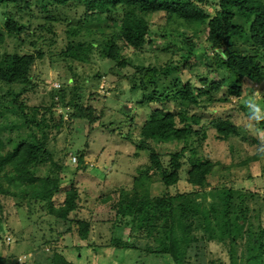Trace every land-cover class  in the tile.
Segmentation results:
<instances>
[{
    "label": "trees",
    "instance_id": "obj_1",
    "mask_svg": "<svg viewBox=\"0 0 264 264\" xmlns=\"http://www.w3.org/2000/svg\"><path fill=\"white\" fill-rule=\"evenodd\" d=\"M10 6L16 11H9ZM0 10L5 30L0 33V43L5 35H12L32 48L0 56V264H6L5 250L12 242L10 235L3 237L6 214L2 199H14L18 208H27L33 229L27 237L38 246L35 248L49 246V264H75L56 245L68 234L75 232L87 249L102 246L89 240L91 220L76 216L79 190L74 182L62 186L59 173L65 150L57 152L53 145L55 136L65 137L75 118L94 124L100 111L82 104L79 82L72 83L69 92L59 89L56 93L71 108L67 122L54 112V99L28 105L26 94L38 87L33 66L45 56L51 61L82 64L98 54L123 69L130 58L120 51L151 45L152 24L161 19L164 32H179L176 36L163 34L165 44L157 51L165 60L134 66L126 75L129 89L141 92L137 104L147 105L151 111L135 129L132 108L123 106L125 120L118 125L133 136L134 155L147 152L148 164L135 176V182H143L102 199L110 216L101 219L110 222L111 230L103 245L127 248L131 255L133 251L154 253L162 264H193L192 257L200 264L205 255L202 244L213 240L226 247L230 264H263L264 194L235 189L229 185L231 181L201 194L217 163L200 155L206 130L212 128L220 141L238 136L233 115L204 120L191 113V108L199 111L230 97L239 99L245 81H263L264 0H0ZM24 15L28 16L25 22ZM60 25L66 42L56 51L52 46ZM193 69L197 70L198 87L188 77ZM261 98L264 105V87ZM7 105L17 121L10 127L8 120H2ZM263 121L260 119L261 124ZM76 155L82 164L84 152ZM186 164L193 194L150 197L151 184L175 185ZM42 167H46L44 173H40ZM203 197L208 200L201 204L198 200ZM124 228H128V239H123ZM18 258L26 263L25 255Z\"/></svg>",
    "mask_w": 264,
    "mask_h": 264
},
{
    "label": "rangeland",
    "instance_id": "obj_2",
    "mask_svg": "<svg viewBox=\"0 0 264 264\" xmlns=\"http://www.w3.org/2000/svg\"><path fill=\"white\" fill-rule=\"evenodd\" d=\"M8 10L15 12L16 8L10 6ZM27 19V15L22 16L24 22ZM3 23L2 10H0V33L5 32ZM33 24H36V20ZM61 28V25L57 27L58 35L52 46V49L56 51L66 42ZM152 29L151 45H145L140 50L133 51L124 48L120 51L121 54L130 58V64L123 69L116 68L113 62L100 58L98 54L92 57L91 62L82 64L75 61L66 63L57 59L51 61L45 56L41 61L38 60L32 68L38 80V87L36 91L26 94L25 100L28 105L48 104L54 99V112L67 122L71 108L68 105L64 106L56 93L59 89L69 92L72 83L79 82L83 87L80 92L82 104L91 105L100 111V116L94 124L88 125L85 119L75 118L66 129L65 137L64 135L55 136L56 139L53 142L57 152H60L61 148L65 150V156L63 155L64 158H62L63 168L59 173L62 186L74 182L79 190L80 203L76 216L91 220L89 240L102 245L99 248L92 246L87 249L84 246L85 243L78 239L75 232L66 235L56 245L67 259L75 264H162L160 256L154 253V255H146L133 251L131 255L127 248L103 245V243H108L111 230L110 222H104L101 219L110 216L102 199L118 189L131 190L134 183L143 182L140 179L135 182V176L148 164L147 152L141 150L138 155H134L135 143L131 140L133 136L125 134V129L122 132L118 125L125 120L122 114L123 106L132 108L135 129L139 128L151 111V107L137 104L136 100L140 98L141 92L129 89L130 84L126 75L133 72L134 66L162 63L165 60L164 54L159 53L157 49H161L165 44L166 39L163 38V34L176 36L179 33L171 30L164 32L162 19L155 21ZM25 43L21 44L12 35H5L0 43V56L5 52H27L28 49L30 51L32 48L26 46ZM196 71L193 69L188 73V77L198 87L199 83L194 77ZM96 73L100 76L95 77ZM243 87L244 91L239 99L230 97L223 103L215 102L199 111L191 108V113L201 116L204 120L219 114L222 116L232 114L239 133L238 136L228 141H220L215 138L212 128L206 130L207 138L201 145L200 155L217 163L207 175L208 184L203 188L202 196L204 190L220 188L228 181H231L229 185L235 189L264 194V121L261 124L260 120L251 119L252 113L248 106L251 102L259 106L261 110L263 109L261 97L264 79L261 83L245 81ZM10 108L11 106L7 105L3 110L2 120L9 121L6 124L7 127L17 122ZM212 108L215 110L212 111ZM109 122L113 123L108 124ZM77 151L84 152L82 164L78 163ZM258 152H262L259 158L256 157ZM71 157H75L76 161H72ZM45 169L46 167H42L40 173H44ZM188 169L189 165L186 164L180 171L179 181L173 186L166 188L158 181L151 184L150 197H160L164 193L193 194L194 188L187 182ZM61 198L60 195L56 200L59 201ZM207 200L208 197H203L198 201L204 204ZM2 203L6 214L2 224L3 233H5L3 237L8 235L12 237L9 248L5 250L6 264H21L18 258L20 255L26 256L25 264H49L46 260L51 254V251L47 250L49 246L41 245L40 248H35L38 246L32 243L30 233L33 229L27 218V208H18L14 199H2ZM261 219L264 223L263 214ZM128 232V228L123 229V239H128L126 238ZM28 234H30L29 237H27ZM198 235L203 236L201 232ZM205 241L203 240L205 243L202 244L205 255L200 264H230L226 247L222 243L213 240ZM41 250L42 255H39ZM190 262L198 264L195 257L190 258ZM165 264H171V262L168 261Z\"/></svg>",
    "mask_w": 264,
    "mask_h": 264
},
{
    "label": "clouds",
    "instance_id": "obj_3",
    "mask_svg": "<svg viewBox=\"0 0 264 264\" xmlns=\"http://www.w3.org/2000/svg\"><path fill=\"white\" fill-rule=\"evenodd\" d=\"M248 106L250 108V112L252 113V115L250 116L251 119H255V120L264 119V115H262V110L259 108V106H257L255 103H251V102L249 103ZM24 258H25L24 256L21 257L22 260H24Z\"/></svg>",
    "mask_w": 264,
    "mask_h": 264
},
{
    "label": "built area",
    "instance_id": "obj_4",
    "mask_svg": "<svg viewBox=\"0 0 264 264\" xmlns=\"http://www.w3.org/2000/svg\"><path fill=\"white\" fill-rule=\"evenodd\" d=\"M71 160H72V161H75L76 159H75V157H71Z\"/></svg>",
    "mask_w": 264,
    "mask_h": 264
}]
</instances>
